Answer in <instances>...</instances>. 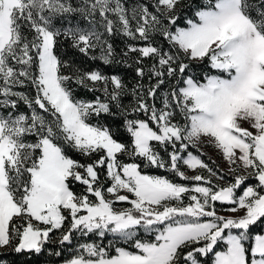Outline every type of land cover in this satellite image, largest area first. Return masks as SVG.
Segmentation results:
<instances>
[{"label":"snow or ice","instance_id":"obj_1","mask_svg":"<svg viewBox=\"0 0 264 264\" xmlns=\"http://www.w3.org/2000/svg\"><path fill=\"white\" fill-rule=\"evenodd\" d=\"M10 254L264 264V0H0Z\"/></svg>","mask_w":264,"mask_h":264},{"label":"trees","instance_id":"obj_2","mask_svg":"<svg viewBox=\"0 0 264 264\" xmlns=\"http://www.w3.org/2000/svg\"><path fill=\"white\" fill-rule=\"evenodd\" d=\"M117 44H119V41L117 40ZM73 55L72 52H69V56ZM128 71V77L129 79L131 78V70H127ZM79 158V157H78ZM206 160L209 158L207 155L204 157ZM153 174H165L163 172V170H159V172L157 173H153ZM74 190H79V185H77L76 189ZM141 235H143V233H141ZM3 251H8L7 249L3 250ZM0 259H7L10 264H42V262L44 261V257L40 256L37 257L35 255L33 256H29L28 254H10L6 257H0ZM59 262V259L56 260V263Z\"/></svg>","mask_w":264,"mask_h":264},{"label":"rangeland","instance_id":"obj_3","mask_svg":"<svg viewBox=\"0 0 264 264\" xmlns=\"http://www.w3.org/2000/svg\"><path fill=\"white\" fill-rule=\"evenodd\" d=\"M203 151L207 154L208 157H211L212 159H215L220 164L221 167L225 166L223 164L222 160H221V157L219 155H217L216 151L212 147L205 146ZM250 183H251V181H250ZM241 191H242V189H241ZM120 206H127V205L126 204L125 205H121V204L117 205V207H120ZM56 264H59V262L56 263Z\"/></svg>","mask_w":264,"mask_h":264}]
</instances>
